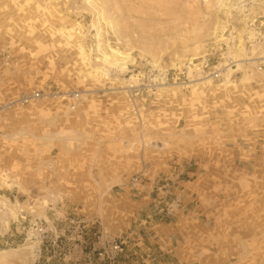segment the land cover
I'll use <instances>...</instances> for the list:
<instances>
[{
	"label": "rangeland",
	"instance_id": "rangeland-1",
	"mask_svg": "<svg viewBox=\"0 0 264 264\" xmlns=\"http://www.w3.org/2000/svg\"><path fill=\"white\" fill-rule=\"evenodd\" d=\"M221 9L0 0V264H264V78L124 91L199 57Z\"/></svg>",
	"mask_w": 264,
	"mask_h": 264
},
{
	"label": "built area",
	"instance_id": "built-area-1",
	"mask_svg": "<svg viewBox=\"0 0 264 264\" xmlns=\"http://www.w3.org/2000/svg\"><path fill=\"white\" fill-rule=\"evenodd\" d=\"M218 1L224 15L222 25L215 38L206 43L201 55L188 62L183 69L163 70L153 65H135L124 87L130 100L135 101L144 94H153L160 87L170 84L187 86V83L191 85L204 79L213 82L245 75L264 78V0ZM5 59L7 62L8 57ZM72 95L74 98L79 96L77 93ZM40 97L41 93L35 91L31 95H22L4 107L17 103L27 105ZM141 178L142 174L131 177L130 184L134 190ZM174 203L175 207L179 206L178 200ZM118 248L119 245H115L114 249Z\"/></svg>",
	"mask_w": 264,
	"mask_h": 264
},
{
	"label": "crops",
	"instance_id": "crops-1",
	"mask_svg": "<svg viewBox=\"0 0 264 264\" xmlns=\"http://www.w3.org/2000/svg\"><path fill=\"white\" fill-rule=\"evenodd\" d=\"M188 174V173H187ZM191 174V173H190ZM192 182H194V180L192 179L191 181L190 180H186V181H182V183H179V182H177V188L175 189L174 188V193H176V194H178L179 196H182V195H184L185 196V199L187 200L188 199V197L189 196H191V195H194L195 194V196L197 195L196 193H198L199 192V189H198V187L199 186H197V187H186V185H187V183H189V184H192ZM145 184H150V182H148V183H145ZM183 185V189L182 190H179V188H180V185ZM154 187H155V185L154 184H152ZM192 186V185H191ZM165 186L164 185H159L158 186V184H156V190L158 191V194H157V196L160 198V196H161V194L162 195H165L164 194V192L162 191V188H164ZM169 188H170V186H169ZM168 193L170 194V191H168ZM145 197H142V198H140V199H144ZM152 201H155L154 199L152 200ZM179 216L177 217V219H175V222L173 223V225H176L177 223H178V221H179ZM186 224V223H185Z\"/></svg>",
	"mask_w": 264,
	"mask_h": 264
},
{
	"label": "bare ground",
	"instance_id": "bare-ground-1",
	"mask_svg": "<svg viewBox=\"0 0 264 264\" xmlns=\"http://www.w3.org/2000/svg\"><path fill=\"white\" fill-rule=\"evenodd\" d=\"M111 52H112L111 55L114 57L116 62H118V64L121 65L122 68H126V64L129 62V58L127 56H123V55L115 53L113 51H111Z\"/></svg>",
	"mask_w": 264,
	"mask_h": 264
}]
</instances>
